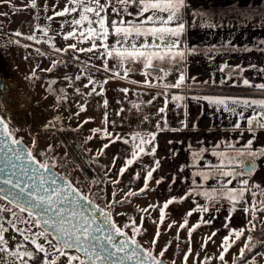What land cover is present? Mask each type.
Segmentation results:
<instances>
[{
  "label": "snow or ice",
  "instance_id": "obj_1",
  "mask_svg": "<svg viewBox=\"0 0 264 264\" xmlns=\"http://www.w3.org/2000/svg\"><path fill=\"white\" fill-rule=\"evenodd\" d=\"M3 2L11 3V0H3ZM123 8L111 6V0H66L62 9L56 10L53 5V15L47 16L49 21L55 17H71L61 23L60 28L63 30L65 24L69 26L66 32H57L50 35L51 26H42L36 24L32 34L24 35L20 31H16V37L23 36L24 39L34 41L36 44H48L54 53H93L98 52L97 59H102L101 65L105 72L111 75L103 81L93 80L91 75H85L88 62L84 68L79 70V74L72 76L65 75V80L71 85L73 79L80 81L82 78L87 79L84 88H89L87 93L81 92L80 88H75V93L80 96L103 95V85L107 84L109 79L124 78L127 79L128 74L133 69L132 63L141 62L143 64V75L146 79L142 82L145 86L163 87L164 89H181L183 87H191L188 80L194 82L195 77L187 78L186 73L182 70L183 62L188 55L198 54L199 50L192 46L188 48L182 41V37L186 32V23L184 21V11L188 8L187 0H116ZM130 5L136 6L135 13L128 11ZM32 9H37V0H30L28 5ZM120 19H110L108 9ZM49 10L47 3L44 4L43 11ZM121 12L128 16L135 15L134 20H125L121 16ZM0 15H3L0 13ZM192 17H199V26L203 28H216L218 25L211 22V16L204 11L192 12ZM39 19L37 15L35 17ZM195 24L196 21L191 22ZM39 31L45 37L43 41L35 33ZM56 35H62L63 40L73 39L75 42L67 44L65 47H57L54 43ZM115 36L114 44H109V36ZM151 38L149 41L148 38ZM143 38V39H141ZM99 41V43H97ZM139 41V43H138ZM20 44L19 40L10 41ZM89 44L88 47H80L82 44ZM231 44V42H228ZM264 45V40L259 42ZM23 47H31L24 44ZM102 49V51H101ZM264 51V49H260ZM37 54L46 55L40 49H36ZM216 51L213 45L205 50V54ZM245 51H252L246 48ZM51 59V57H49ZM73 60L79 62V55L72 57ZM116 60L117 64L112 68L108 66V61ZM63 64L67 67L66 61L51 59L50 67L42 69V71L52 72L59 65ZM164 64L166 66H161ZM169 66L178 71L177 79L174 83L164 82L165 78L170 74ZM92 67H97L92 65ZM231 66L225 63L218 71L224 72ZM249 67L256 68L252 64ZM120 69V70H117ZM121 70L123 75H121ZM239 70L244 72L245 69L240 65L232 68V71L226 76L221 83L227 82L232 78V73ZM257 71L264 73V68H258ZM153 76V80L147 79ZM35 69L32 70L31 77H35ZM162 74V75H161ZM138 83L137 81H131ZM55 84L56 81H51ZM204 83H208L205 81ZM242 83L247 87H255L264 93V83L253 85L249 79L243 78ZM99 86V91H97ZM50 92L51 88L48 89ZM127 93L128 89H121ZM167 96V93H165ZM68 99L64 89H59V94L55 96V101L60 104ZM171 102L176 103L177 107L184 106L183 102L186 97L181 94H172ZM190 99L196 101H206L209 105L217 106L216 110L230 112L238 119L234 123L235 129L241 128V122H246V131L252 134L242 149H237L234 145H228L233 148V153L229 154L223 151H213L212 155L219 158V165L213 166L216 169L218 177H227L229 179L222 180L218 187L211 190L196 191L190 190L185 196L173 197L163 203V205H149L148 208L140 209L141 212H148L149 208L159 207V224H163L165 220V210L174 202H182L188 197L195 194L202 196L209 202L218 203L220 199H226L230 205V213L236 211V205L243 204V211L249 216L245 227L240 229H229V234L223 237L220 245V251L216 259L222 264H228L226 254L229 253L233 245L244 238L243 246L239 248L238 255L234 257L232 264H257L255 256L249 260L248 254L253 252L256 244L253 243L255 237L252 233L259 228L261 236H264V199L257 200V191L264 196V188L260 185H250L249 179L255 169V159L264 156V147L258 150L253 149V141L257 138L258 130L264 131V98H240V97H212V96H192ZM86 103V101H85ZM151 103V101H149ZM108 101L104 100V106L107 107ZM168 100L165 101L164 107L158 109L159 113L166 112ZM139 108V105H134ZM84 103L79 104V111L73 115L79 116L80 112L85 111ZM251 110L250 115H245ZM71 118V117H70ZM60 117L56 116L52 121L44 125L45 129L57 128V122ZM164 125L167 120L163 118ZM88 120L83 123H88ZM83 123L78 125L83 126ZM105 123H107V114H105ZM184 127L187 124L182 122ZM195 127V125H193ZM158 131H164L165 127H161L158 122L156 124ZM171 131H179L180 129H169ZM20 129H14L10 126V120L0 116V202L7 201V204L0 203V264H164L163 257L168 251L166 245L159 252L155 251V245L160 236L159 227L153 237L151 248H144L136 236L142 234L143 219L141 216L138 224L135 218L129 217L127 223L118 226L113 219V209L115 205L123 204L128 201L129 197L137 196L148 189V182L161 165V161L155 160L154 165L147 170L144 177V185L140 188L139 193L128 190L124 193L122 199H115L116 193H112V199L101 208L90 199L88 195L82 193L73 183L54 171L56 163L54 156L48 153L53 152L51 145L47 146V151L39 153L41 157L46 159H37L33 152L36 140L33 138L31 147H22L23 139L17 135ZM93 133H100L99 128L92 129ZM157 133H147L142 135L139 132L130 137L131 151L124 159V165L118 169V176H123L128 168L140 160L141 155H155ZM243 135V133H241ZM103 138H108L109 143L103 145L97 155H103L104 149L109 147L110 143L122 141L129 144V138L120 135L112 136L106 129L103 130ZM88 139H92L89 137ZM171 143V141H169ZM216 147H219L217 145ZM205 151L204 149L200 150ZM245 158L248 163L245 164ZM117 157L113 158L112 167L116 164ZM239 166V170H237ZM183 170V168H181ZM111 171V168L108 169ZM107 176V172L105 173ZM201 176L207 181L214 177L204 171L193 173V176ZM139 173L135 178L138 179ZM239 177H248L239 180L241 187L230 188L233 180ZM112 184H119V179L109 180ZM161 181L157 180L159 184ZM98 183H103L99 181ZM195 184V180H193ZM249 193L253 198L251 201L245 199V194ZM195 203V201H194ZM210 211L208 204H196V207L189 211L184 218L183 223L179 225L180 229L187 228L188 231V251L184 253L183 264H187L188 257L192 253L191 236L202 224H211V219H204L203 214ZM193 212L201 213L200 220L188 227L187 217L192 216ZM226 221L231 220V215L225 218ZM155 223V221H154ZM175 222H173L174 224ZM173 224H169L171 228ZM225 228H229V224H224ZM129 231L132 233L129 236ZM14 233V234H11ZM248 233L247 235H245ZM216 232H212L211 236L205 238L201 244V249L206 247L207 243L216 236ZM179 240V235L176 237ZM170 243V242H169ZM264 243V241H261ZM178 247V246H177ZM198 255V254H197ZM264 258V253H257ZM63 258V259H62ZM212 257L205 256L203 261L198 264H210ZM175 264V262H173ZM195 264V262H194Z\"/></svg>",
  "mask_w": 264,
  "mask_h": 264
},
{
  "label": "crops",
  "instance_id": "obj_2",
  "mask_svg": "<svg viewBox=\"0 0 264 264\" xmlns=\"http://www.w3.org/2000/svg\"><path fill=\"white\" fill-rule=\"evenodd\" d=\"M187 4L188 8L184 11L186 32L182 37V41L186 47L195 46L199 50L198 54L186 56L182 65V70L186 73V80L195 77L194 82L188 80L191 87L181 89L149 88L142 83L146 79L143 75L145 71L143 64L141 62L132 63L130 66L133 70L129 72L127 79H109L108 83L103 85V89H106L103 90V95H100L101 97L98 95V100L93 99L89 104H86V110L80 112L77 117L73 114L79 111L78 108L73 107L72 110L67 111L66 107L61 106L62 103H56L54 94L43 90L44 85H46L47 87H54L52 91L58 93L61 87L53 86L51 83L52 80L57 78L58 74L55 71L59 72V69H61L64 76L65 69L70 66L77 68V64L81 65L82 60L74 62L75 60L72 57L79 55V57L83 56L88 59L90 64L97 66L95 67L97 72H93L94 75L91 74L93 80L103 81L111 74L102 69V59L96 58L98 52L73 53L70 51L69 53H54L48 44H40V51L46 54L38 56L40 59H43V57L45 59L44 64L46 67H41V69L50 67L51 59H57L55 56H59V58L61 56L59 60L66 61L68 64L67 67H64L63 64L59 65L55 68V71H52L53 73H42L44 76L41 77L38 88L43 94L41 99L49 101L50 104L47 105L46 103V108L42 110V113L40 111L41 121L45 122L44 120H47L49 122L54 117L60 116L64 124L62 128L64 127V129L92 132V129L99 128L102 130L101 134L106 129L112 136L120 135L129 138V140L137 132L142 135H147L150 132L157 133L154 141L156 146L155 155H141L140 160L128 168L126 174H129L126 177L117 175L119 169L117 165L119 163L123 164L125 157L132 150L131 140L129 144H124L122 141L110 143L106 149L105 158L108 167H106L105 172L107 171L110 174H108L107 184L105 183V185L107 188L116 187L117 184H112L110 187L108 182L110 179H119L118 189L121 190L122 197L125 193L124 190H133L139 193L140 188L144 185L147 170L155 167V160L161 161L160 167L153 172V177L148 182V189L137 196L129 197V202L124 203L137 206L139 209L148 208L149 205H163L165 201L173 197H183L193 189L203 191L218 187L222 180L229 178L217 176L216 169L213 166L219 165V158L213 156L212 152L223 151L232 154L233 148L228 147V145L231 144L237 149H242L247 141L252 138V134L246 131V122H241V128L235 129L233 125L238 118L230 112L223 111L222 106L221 110L217 111V106L209 105L203 100L196 101L190 99V97L264 98V93L261 90L244 86L242 83L243 78L249 79L253 85L264 83V73L257 71L258 68H264V51L260 50L264 49V45L259 43L264 40V0H187ZM111 6L123 8L116 0H111ZM136 10L135 5L128 7L130 12L135 13ZM194 11L207 12L211 16V22L218 25V27L209 29L199 26L200 18H194L191 15ZM108 15L110 19H120V16L111 11V7L108 9ZM121 16L125 20L135 19V15L128 16L123 12H121ZM193 20L196 21L195 24L191 23ZM56 37L58 38L55 42L57 47L63 48L67 45L63 43L65 40H63L62 35H56ZM148 39L151 41L150 37ZM115 40L116 37L110 35L108 43L110 45L114 44ZM24 41H26L24 44L31 45L27 40ZM70 41L71 39L68 40V43ZM229 41L231 44L228 43ZM213 45L216 46V51L205 54V50ZM88 46L90 45L80 47ZM246 48H251L252 51H245ZM225 63L231 67L225 69L224 72L218 71ZM116 64V60L110 59L108 61L110 68ZM252 64L256 65V68L249 67ZM236 65H240L245 71L241 73L237 70L232 73L231 79L221 83V80H225ZM161 66L166 65L161 64ZM169 69L170 74L164 81H161V84L164 82L174 83L177 79L178 71L171 66H169ZM156 74L153 73L147 79L153 80V76ZM99 75L104 76L103 79ZM121 75H123L122 70ZM36 77L30 78V80H36ZM131 81H137L138 83L134 84ZM205 81L208 83H204ZM77 83H80L81 89H86L84 88V84L87 83L86 78H82ZM153 83H156V81L153 80ZM89 87L91 88V86ZM125 88L128 89L127 93L121 91ZM97 89H99V86H97ZM165 93H167V96ZM172 94L184 95L186 99L181 102L184 106L177 107L176 103L171 102L170 97ZM104 100L108 101L107 107L104 106ZM166 100H168L166 112L159 113L158 109L164 107ZM98 103L101 106L97 107ZM134 105L140 107L136 108ZM105 114H107V123H105ZM250 114L251 110L245 113L246 116ZM162 117L167 120L166 126ZM85 120L89 122L83 123ZM158 122L161 127H165L164 131L157 130L156 124ZM182 122L186 123L187 127H184ZM81 123H83V126L78 128ZM169 129L180 130L171 131ZM92 134L94 133L92 132ZM256 137L253 141L254 150L264 147V131L258 130ZM107 140L105 144L109 143V139ZM217 145L219 147H216ZM201 149L205 151L201 152ZM114 157H117L115 168L112 167ZM246 160L248 159L245 158ZM255 164L256 169L250 178L239 177L233 180L228 187L239 188L241 187L239 180L248 178L250 185H260L261 188H264V156L255 159ZM136 165L137 167H135ZM109 168H111V171H108ZM237 170H239V166H237ZM199 171L209 173L214 178L205 181L201 176H193V173ZM136 173L140 174L138 179L135 178ZM157 180L161 182L157 184ZM193 180H195V184ZM124 185L125 187H123ZM256 191V199H264L259 190ZM245 199L251 201L253 198L249 193H246ZM197 203L208 204L210 211L204 213L203 217L206 220H212L210 226L215 228L213 231L218 235H228L229 229L245 227L249 219V216L243 211V207L246 205L238 204L236 205V211L230 213L231 205L226 199H220L218 203H215L195 194L182 202L170 204L168 209L165 210V217L172 220H183L186 214L196 207ZM148 211L159 212V207L149 208ZM229 215H231V220L226 221L225 218ZM200 218L201 213L197 212H193L192 216L187 217L188 220L194 223H197ZM225 223L229 224V228L224 227ZM257 231L259 232V228Z\"/></svg>",
  "mask_w": 264,
  "mask_h": 264
},
{
  "label": "rangeland",
  "instance_id": "obj_3",
  "mask_svg": "<svg viewBox=\"0 0 264 264\" xmlns=\"http://www.w3.org/2000/svg\"><path fill=\"white\" fill-rule=\"evenodd\" d=\"M65 2L66 0H37L38 8L32 9L28 6L30 4V0H11V3L0 0V13L3 14L0 15V72L6 76L8 83L6 93H2L0 91V112L6 119L10 120L12 128L20 129L17 135L21 137L29 147L32 146L33 138H35L36 145L32 150L38 159L43 160L47 158L41 157L39 153L47 151V146L51 145L54 151L48 153V155L54 156L56 159L55 161L50 160L49 162L56 163L55 169L69 177L84 194L97 200L99 204L104 206L108 200L113 198V192L116 193L115 199L120 200L123 198L121 196V190L118 189V184H115L116 187H111L112 183L108 182L111 188H107L105 185L108 174H110L106 171L107 176L105 175L106 167H108L105 158V155L107 154L106 149H104L103 155H97L98 151L103 147L108 138H103V134L101 133L92 134V132H79L77 130L64 129V127L62 128V125L64 124L60 116L59 117L61 119L57 122V128H44V125L47 124L48 121H41L40 111L42 113V110L46 108V103L48 105L50 102L41 99L43 94L38 86L41 77L44 76L42 73L46 72L42 71V69L45 68L41 69V67L46 66L44 64V57L43 59L38 58L39 54H37L35 49L37 47L40 49V44L43 42L36 44L34 41L27 40L33 47L25 48L23 45L26 43V41H24L26 39H24L23 36L16 37L14 35L16 31H20L24 35L32 34L36 24H40L42 26L50 25V35L70 30L67 24H65L63 30H61L60 25L63 21L71 19V17H55L52 21L46 19L47 16L53 15V5H55L56 10H59L64 7ZM45 3H47L49 8L47 12L43 11ZM37 15L39 16V19L35 18ZM35 34L41 38V40L46 39L39 31ZM15 38L19 39L20 44L10 42L17 40ZM57 40L58 38L55 37L54 43ZM74 42L75 41L71 39L70 43H68V41H64L63 43L71 44ZM82 45L85 46L89 44L85 43ZM55 57L57 58L56 60L61 58V56L60 58L59 56ZM80 58H82L80 59L82 60L81 65L77 64V68H75V66H70L68 69H65L64 76L61 69H59V72L55 71V69L53 70L58 74L55 79L56 83L53 84V86L61 87L60 89H64L67 93L68 99L62 102L61 105L62 107H66L67 111L72 110L73 107L79 109V104H89L93 99L98 100L100 96L95 94H93V96L77 95L75 93V88H80V83L78 84L77 81L73 79L71 85H69V82L65 80V75L72 76L74 78L75 75L79 74L78 71L85 67V64L83 63L85 61L88 62L85 75H94L93 72H97V69L92 67V64H90L88 59H85L83 56H80ZM33 69H35V76H37L36 80H30L29 78ZM99 77L103 79L104 76L99 75ZM14 82L30 91L28 109L24 116L17 115L11 110V108H9V105L6 104L8 102L10 103L14 98L15 94H13L14 91L11 87ZM49 88L53 89L54 87H47L44 85L43 90L54 94V97L59 94V91L58 93L53 91L50 92L48 90ZM105 90L106 89H104V91ZM88 91H90V87L87 89H81V92L83 93H87ZM1 95L3 96L1 97ZM99 106H101L100 103L97 104V107ZM85 108H87V105ZM63 132L66 133V135L70 134L71 136H74L73 138L76 140V143H74L76 150L75 153L72 154L69 151L67 144L62 139ZM89 137H92V139H88ZM123 165L124 163H119L117 166L120 168ZM135 167H137V165ZM128 174L129 173L126 174L125 172L124 177ZM99 181H103V183H98ZM123 187H125V185ZM124 192H127V190H124ZM0 203L7 204L6 201H2ZM113 214L116 222L120 226L127 223L129 217L135 218L139 224L141 216H143L142 234L136 236L135 238L147 248L152 247L151 241L159 227L160 236L155 245V251L159 252L167 245L168 251L163 259L170 264H173V262H175V264H183L184 253L187 252L189 248L187 228H179V225L183 223L184 219L172 220L169 217H165L164 223L159 224L160 212H141L137 206L127 205L124 203L115 205ZM173 222L175 223L173 224ZM169 224H173V226L169 228ZM194 224L196 223L188 220L189 228ZM213 229L215 228L210 226V224H202L201 227L192 233V253L188 257L187 264H194V262L195 264H198V262L204 260L205 256L212 257L210 264H222V262L216 259V257L219 254L223 237L226 235L216 234V236L212 237V239L207 243L206 247H204L203 250L201 249V244L205 238L211 236L212 232H214ZM129 233L132 235L130 231ZM247 234L248 233L245 235ZM177 235H179V240L176 239ZM252 235L255 237L253 243L256 244V247H260L258 253H264V243H261V241H264V236H261L260 230L259 232L256 231L252 233ZM243 243L244 238L242 237L241 240L237 241L233 245L229 253L226 254V261L228 264H232L234 257L238 255L239 248L243 246ZM253 256H255L257 264H264V258L260 255H252L249 260H251ZM30 264H32V262H30ZM240 264H243V262H240Z\"/></svg>",
  "mask_w": 264,
  "mask_h": 264
},
{
  "label": "bare ground",
  "instance_id": "obj_4",
  "mask_svg": "<svg viewBox=\"0 0 264 264\" xmlns=\"http://www.w3.org/2000/svg\"><path fill=\"white\" fill-rule=\"evenodd\" d=\"M11 87L13 88V94L14 98L13 100L9 103H6L9 105V108L13 112H15L17 115L24 116L25 112L28 109V100L30 97V91L27 90L26 88L22 87L18 83L14 82ZM6 93V89H5Z\"/></svg>",
  "mask_w": 264,
  "mask_h": 264
},
{
  "label": "water",
  "instance_id": "obj_5",
  "mask_svg": "<svg viewBox=\"0 0 264 264\" xmlns=\"http://www.w3.org/2000/svg\"><path fill=\"white\" fill-rule=\"evenodd\" d=\"M8 88V83H7V78H6V76L3 74V73H1L0 72V91L3 93V92H5V89H7ZM3 95H1V97H2ZM0 116H2V117H4L2 114H0ZM5 118V117H4ZM6 119V118H5ZM11 126V125H10ZM22 147H29L24 141H23V145H22ZM38 159V158H37ZM248 163V160H246L245 161V164H247ZM54 171L56 172V173H58L60 176H62V177H64V179H67V180H69V181H71L72 183H73V185L75 186V187H77L76 185H75V183L69 178V177H67V176H65L64 174H62L61 172H59L57 169H54ZM78 188V187H77ZM79 190H80V188H78ZM81 191V190H80ZM82 192V191H81ZM83 193V192H82ZM86 195V194H85ZM90 198V197H89ZM90 199H92V198H90ZM7 202V201H6ZM94 203L95 204H97V205H99L101 208H103L104 206L103 205H101V204H99V203H97L96 201H94ZM113 219L115 220V222H116V219H115V216H114V214H113ZM117 223V222H116ZM117 225L118 226H120L118 223H117ZM129 236H131V234L129 233ZM136 239V238H135ZM138 240V239H137ZM138 242L144 247V248H147L146 246H144L139 240H138ZM164 260V264H170V263H168L165 259H163ZM129 264H131V262H129Z\"/></svg>",
  "mask_w": 264,
  "mask_h": 264
},
{
  "label": "trees",
  "instance_id": "obj_6",
  "mask_svg": "<svg viewBox=\"0 0 264 264\" xmlns=\"http://www.w3.org/2000/svg\"><path fill=\"white\" fill-rule=\"evenodd\" d=\"M11 125V124H10ZM62 136H63V140H64V142L67 144V146H68V148H69V151L73 154V153H75V147H74V143H76V140H74V136H71L70 134H67L66 135V133H62ZM94 201H96V202H98L97 200H95V199H93ZM99 203V202H98ZM259 249H260V247H256V248H254L253 249V252L252 253H249L248 254V259L252 256V255H255V254H257L258 253V251H259Z\"/></svg>",
  "mask_w": 264,
  "mask_h": 264
},
{
  "label": "flooded vegetation",
  "instance_id": "obj_7",
  "mask_svg": "<svg viewBox=\"0 0 264 264\" xmlns=\"http://www.w3.org/2000/svg\"><path fill=\"white\" fill-rule=\"evenodd\" d=\"M0 114H2V113L0 112Z\"/></svg>",
  "mask_w": 264,
  "mask_h": 264
}]
</instances>
